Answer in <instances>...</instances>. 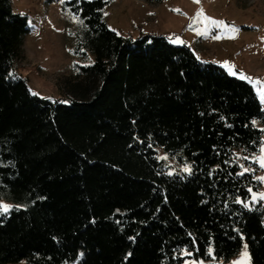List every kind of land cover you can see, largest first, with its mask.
Segmentation results:
<instances>
[{"label":"trees","instance_id":"1","mask_svg":"<svg viewBox=\"0 0 264 264\" xmlns=\"http://www.w3.org/2000/svg\"><path fill=\"white\" fill-rule=\"evenodd\" d=\"M112 1L63 2L90 62L50 99L16 73L30 27L0 0V202L19 206L0 217V264H225L243 244L264 264L253 87L188 45L111 30Z\"/></svg>","mask_w":264,"mask_h":264},{"label":"rangeland","instance_id":"2","mask_svg":"<svg viewBox=\"0 0 264 264\" xmlns=\"http://www.w3.org/2000/svg\"><path fill=\"white\" fill-rule=\"evenodd\" d=\"M64 1L11 0L12 10L25 15L30 27V32L24 36L22 58L15 64L16 73L27 80L31 92L50 99L66 94L64 81L74 63L90 62V59L85 60L72 52L74 38L71 32L78 20L64 8ZM177 9L179 11H175ZM200 10L207 17L225 22L228 27L208 29L204 35H197L196 29L205 26L194 23L190 30L189 24ZM104 18L107 26L122 36L135 38L141 33L160 34L173 44L188 45L200 61L215 63L236 78L244 76L242 80L252 87L247 78L264 80V0H199V3L193 0L153 3L148 0H113L104 8ZM216 35L222 38L214 39ZM229 36L234 38H227ZM261 148L252 159L258 167L256 177H264V169L257 160L262 155ZM159 155L165 156L161 152ZM168 162L172 166L170 172L184 168L169 159ZM261 192H264V182L253 193ZM262 204L264 207V202ZM239 252L225 264L237 260ZM183 264L208 262L186 259Z\"/></svg>","mask_w":264,"mask_h":264},{"label":"snow or ice","instance_id":"3","mask_svg":"<svg viewBox=\"0 0 264 264\" xmlns=\"http://www.w3.org/2000/svg\"><path fill=\"white\" fill-rule=\"evenodd\" d=\"M194 3H199V0H193ZM175 11H179L178 9ZM193 23L189 24V29L192 30L193 29V24L194 23H200L203 24L205 27L204 29H196V34L197 35H204L206 33V31L208 29H214V28H226L228 27L225 22L223 21H217L211 17H207L202 10L198 11L196 16L192 18ZM79 23H83V21H78ZM232 31H235V29H231ZM214 39H221L222 37L219 35H216L213 37ZM227 38H234L232 36H229ZM227 63V62H225ZM230 74L235 75L236 73L234 72H230ZM241 79H245L244 76L240 77ZM251 81L254 91H255V96L256 99L258 100L259 104H260V110L262 112H264V80H252V78H247ZM33 95H35V93H33ZM253 124L256 123V121L254 120L252 122ZM264 131V130H262ZM149 147H151V145H149ZM261 153L262 155L259 156L257 158L258 162H259V166L260 168L264 169V146H262L261 148ZM157 159L159 160H166L167 156H163V157H157ZM183 172H191V166L190 165H185L184 168L182 169ZM250 171V169L245 168L244 172ZM244 172L241 173H237V175H243ZM169 175H171L172 173H168ZM257 180L264 182V177H257ZM248 191L250 193H252V197H253V203H255L256 200H259L261 202H264V192L261 193H253L252 189L249 188ZM236 203H242L243 207L248 208L249 210H251V208H249V205L247 202H242L241 200L237 199L235 201ZM19 206H13V205H9V204H4V203H0V217L6 216L8 214H10V212L12 210H18ZM241 239H243V237H241ZM208 254L211 256L212 255V249L209 248L208 249ZM82 255V254H81ZM232 264H250V256L248 253V245L244 244L242 246V249L239 252V258L235 261L232 262Z\"/></svg>","mask_w":264,"mask_h":264}]
</instances>
